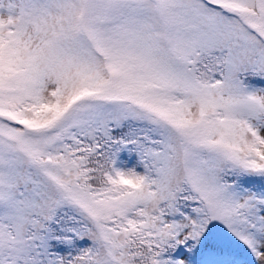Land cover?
<instances>
[{
    "label": "snow or ice",
    "instance_id": "obj_1",
    "mask_svg": "<svg viewBox=\"0 0 264 264\" xmlns=\"http://www.w3.org/2000/svg\"><path fill=\"white\" fill-rule=\"evenodd\" d=\"M0 264H264V0H0Z\"/></svg>",
    "mask_w": 264,
    "mask_h": 264
}]
</instances>
